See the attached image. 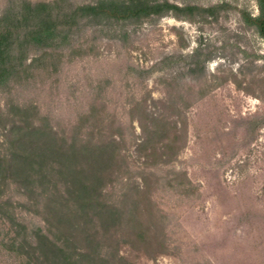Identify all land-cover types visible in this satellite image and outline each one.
Listing matches in <instances>:
<instances>
[{
    "label": "trees",
    "instance_id": "16d2710c",
    "mask_svg": "<svg viewBox=\"0 0 264 264\" xmlns=\"http://www.w3.org/2000/svg\"><path fill=\"white\" fill-rule=\"evenodd\" d=\"M257 3V14L235 8L264 39V0ZM232 7L228 0L207 5L173 0L80 4L8 0L4 4L0 10V215L12 227L5 243L9 258L17 264H138L134 255L154 259L167 252L168 215L154 199L153 185L160 183L188 196L193 185L187 173L172 169L161 177L147 168L132 170L120 125L101 96V85L98 97L67 117L57 114V104L45 106L21 94L49 80L57 81L52 86L57 90L63 65L90 49L85 35L94 21L134 23L171 15L191 23L216 22ZM126 35L123 32L122 39ZM157 65L145 72L153 74ZM145 105V98L133 104L151 120L145 124L139 119L146 138L138 149L147 148L158 136L146 155L157 157L155 165H168L175 155L177 123L163 114L149 116ZM167 106L183 112L174 99ZM263 126L264 119L253 128Z\"/></svg>",
    "mask_w": 264,
    "mask_h": 264
},
{
    "label": "rangeland",
    "instance_id": "374dc122",
    "mask_svg": "<svg viewBox=\"0 0 264 264\" xmlns=\"http://www.w3.org/2000/svg\"><path fill=\"white\" fill-rule=\"evenodd\" d=\"M7 1L0 0V10ZM228 1L233 7L216 22L171 15L134 23L94 21L85 35L90 49L63 65L57 90V81L49 80L21 94L45 106L57 104V114L67 117L98 97L101 85L132 170L147 168L161 177L172 169L187 173L193 185L188 196L154 183V199L168 215L169 246L154 259L134 255L138 264H264V126L253 128L264 119V39L235 8L257 14V0ZM155 63L156 72L146 73ZM144 98L149 116L163 114L177 123L168 165H155L157 157L146 155L158 136L138 149L146 138L139 119L151 120L133 104ZM171 99L183 112L167 106ZM11 230L0 215V264H17L6 251Z\"/></svg>",
    "mask_w": 264,
    "mask_h": 264
}]
</instances>
